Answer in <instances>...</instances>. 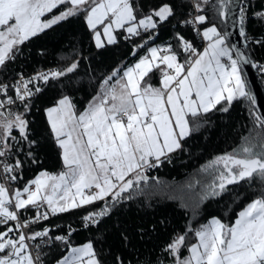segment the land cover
<instances>
[{
  "label": "snow or ice",
  "instance_id": "snow-or-ice-1",
  "mask_svg": "<svg viewBox=\"0 0 264 264\" xmlns=\"http://www.w3.org/2000/svg\"><path fill=\"white\" fill-rule=\"evenodd\" d=\"M121 40L130 55L104 63ZM257 48L264 0H0V264H45L44 249L54 264H264V112L244 72L264 75ZM239 101V142L167 197L183 223L134 220L160 206L149 173Z\"/></svg>",
  "mask_w": 264,
  "mask_h": 264
},
{
  "label": "trees",
  "instance_id": "trees-1",
  "mask_svg": "<svg viewBox=\"0 0 264 264\" xmlns=\"http://www.w3.org/2000/svg\"><path fill=\"white\" fill-rule=\"evenodd\" d=\"M167 39V35L165 33H161L159 40ZM53 47V44L49 45ZM131 52V43H125L121 41L116 48H110L108 52L101 54V59L104 63H111L115 60L117 55H120L121 58L124 56H129ZM253 59L261 60L264 62V49L257 48L255 52L252 54ZM260 83L262 85L264 91V75L259 74ZM246 106L244 105L243 101L234 102L231 112L228 114L227 123L222 121V118L219 116L213 117L216 121L214 126H209L205 128L199 135L193 136L192 140L189 142L192 146V154L185 155L181 154L178 155L176 158L173 159L172 163H164L162 167H159L149 173L150 176H155L161 182L159 185V194L155 197L156 201H159V207L156 208L155 212L149 209L142 210L140 215L134 216L133 219H139L148 227L153 218H159L161 215H172L177 216L179 215L180 223H183V212L176 213L173 209L176 208V202L172 200H168V196H179L180 193L178 191L173 190L175 186L180 185L184 182L188 175L196 168L199 167L201 163H204L206 159L210 157L211 154L229 150L231 146H234L235 143L239 142V136L245 134L246 129L243 131L241 130V125H243L244 120L243 117L246 115ZM42 157H43V164L42 167H46L50 171H55L59 167V162L57 159V152L55 145L48 143L45 141V144L42 149ZM30 173L25 172L24 179L27 180L30 178ZM155 183V182H153ZM254 187H259L258 184L254 185ZM243 191V189H240ZM227 199V197L225 198ZM215 204H206L205 210L208 208L216 207ZM242 206V205H241ZM238 211L239 209L236 208ZM135 211V209H134ZM211 214H218L213 212ZM220 215H224L223 212L219 213ZM231 215V214H229ZM207 219V216L204 215L200 219L196 221V224L203 223ZM59 220H56L55 223H59ZM195 226V225H194ZM89 233L78 231L74 236L73 240L76 242H81L84 237L88 236ZM139 239V238H137ZM161 238H156L155 235L151 239L145 237V240H148V243L139 242L137 247L139 251L143 254H147L149 250L152 249V245L155 243H159ZM109 244H114L115 241L112 237H109L108 240ZM107 247V245H105ZM115 250V249H114ZM46 256H44L45 264H54V259L59 258V255L62 253L57 254L56 250L53 249L49 251L48 249H44ZM108 258V257H104ZM128 259L132 260V264H135L136 254L132 252L130 255L125 256V260L127 262Z\"/></svg>",
  "mask_w": 264,
  "mask_h": 264
},
{
  "label": "water",
  "instance_id": "water-1",
  "mask_svg": "<svg viewBox=\"0 0 264 264\" xmlns=\"http://www.w3.org/2000/svg\"><path fill=\"white\" fill-rule=\"evenodd\" d=\"M232 31V36L230 37L233 43L238 44V46H243L239 40L238 31L236 29H230ZM244 72L246 79L249 82V88L254 92L257 100V107L261 112H264V91L260 83L259 74L256 68H253L251 64L244 66Z\"/></svg>",
  "mask_w": 264,
  "mask_h": 264
},
{
  "label": "built area",
  "instance_id": "built-area-1",
  "mask_svg": "<svg viewBox=\"0 0 264 264\" xmlns=\"http://www.w3.org/2000/svg\"><path fill=\"white\" fill-rule=\"evenodd\" d=\"M121 41H123V40H121ZM257 72H258V69H257ZM258 74H260V73L258 72Z\"/></svg>",
  "mask_w": 264,
  "mask_h": 264
},
{
  "label": "crops",
  "instance_id": "crops-1",
  "mask_svg": "<svg viewBox=\"0 0 264 264\" xmlns=\"http://www.w3.org/2000/svg\"><path fill=\"white\" fill-rule=\"evenodd\" d=\"M160 41H158L157 43H159ZM140 54H142V53H140ZM155 82V81H154Z\"/></svg>",
  "mask_w": 264,
  "mask_h": 264
}]
</instances>
